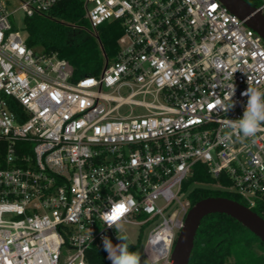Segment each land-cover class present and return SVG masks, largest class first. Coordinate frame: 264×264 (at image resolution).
I'll list each match as a JSON object with an SVG mask.
<instances>
[{"label":"built area","instance_id":"2783aa9c","mask_svg":"<svg viewBox=\"0 0 264 264\" xmlns=\"http://www.w3.org/2000/svg\"><path fill=\"white\" fill-rule=\"evenodd\" d=\"M16 1L29 19L63 0ZM82 1L94 38L111 21L123 33L98 76L73 81L0 0V264H89L119 205L122 225L150 230L151 264H172L195 188L264 208V130L241 142L225 126L264 90V39L219 0ZM198 164L215 182L185 187Z\"/></svg>","mask_w":264,"mask_h":264},{"label":"trees","instance_id":"16d2710c","mask_svg":"<svg viewBox=\"0 0 264 264\" xmlns=\"http://www.w3.org/2000/svg\"><path fill=\"white\" fill-rule=\"evenodd\" d=\"M255 0L253 6L260 7ZM88 25L82 0H63L54 7L49 17L27 19V45L39 48L46 54L57 53L66 60L73 72V81L87 76H98L105 64V57L113 60L118 52V40L123 33L118 21L99 26V40L92 35L76 43L67 42L70 28ZM207 184L215 179L198 164L185 187L192 183ZM209 197H225L243 204L233 194L197 187L190 198L193 206ZM264 219V208L254 209ZM130 251L131 249L129 247ZM89 264H111L104 250H90ZM189 264H264V244L235 219L224 214H212L203 219L198 229Z\"/></svg>","mask_w":264,"mask_h":264},{"label":"water","instance_id":"95a60500","mask_svg":"<svg viewBox=\"0 0 264 264\" xmlns=\"http://www.w3.org/2000/svg\"><path fill=\"white\" fill-rule=\"evenodd\" d=\"M219 1L264 39L263 10L246 0ZM212 214H224L235 219L264 244V219L261 216L235 200L209 197L196 203L188 212L184 228L180 231L171 254L172 264H189L200 224Z\"/></svg>","mask_w":264,"mask_h":264},{"label":"clouds","instance_id":"9594fccd","mask_svg":"<svg viewBox=\"0 0 264 264\" xmlns=\"http://www.w3.org/2000/svg\"><path fill=\"white\" fill-rule=\"evenodd\" d=\"M234 92L235 89L232 86L231 97ZM242 95L248 97L242 117L236 120L226 119L225 126L228 129V137L235 135L239 141L244 142L254 139L258 132L264 130V90L249 86ZM233 107L234 104L231 100L222 109L227 112ZM124 212L125 209H120L117 206L114 211L106 212L101 216L105 226L115 228L117 239L120 241L118 244H113L109 237L103 236V248L107 252L111 264H140V254L129 250L128 236L123 234L121 217ZM87 238H92L91 229L87 232L85 239Z\"/></svg>","mask_w":264,"mask_h":264},{"label":"rangeland","instance_id":"374dc122","mask_svg":"<svg viewBox=\"0 0 264 264\" xmlns=\"http://www.w3.org/2000/svg\"><path fill=\"white\" fill-rule=\"evenodd\" d=\"M257 4L259 6H262L264 4V0H258ZM19 8V2L16 0H12V6L10 10L13 12V15L10 18V21L14 28L22 33L24 37L28 38V31H27V19L25 14L18 10ZM264 14V9H263ZM99 33V32H98ZM90 36V26L89 24L82 28H70L68 34H67V42L68 43H76L80 40L85 39L87 36ZM99 40V39H97ZM106 91V90H105ZM124 96H127L129 94L128 91H123L122 93ZM137 99H143L142 97H138ZM147 101H150V98L147 99ZM122 113L128 114L130 112V108H124ZM144 112L141 108H135L134 114L140 115ZM192 188V187H191ZM123 228V234H127L128 236V244L129 247H136L138 248V253L141 256V262L140 264H151L149 259L145 255V248L147 245V239L149 231L148 229H142L139 226L132 225V224H124L122 225ZM113 244H118L120 241L116 238L115 241L112 242ZM107 253V252H106Z\"/></svg>","mask_w":264,"mask_h":264},{"label":"flooded vegetation","instance_id":"af4514ba","mask_svg":"<svg viewBox=\"0 0 264 264\" xmlns=\"http://www.w3.org/2000/svg\"><path fill=\"white\" fill-rule=\"evenodd\" d=\"M248 3H250L251 5L254 4L255 0H246Z\"/></svg>","mask_w":264,"mask_h":264},{"label":"snow or ice","instance_id":"6c2138e0","mask_svg":"<svg viewBox=\"0 0 264 264\" xmlns=\"http://www.w3.org/2000/svg\"><path fill=\"white\" fill-rule=\"evenodd\" d=\"M120 209H125V206L124 205H119L118 206Z\"/></svg>","mask_w":264,"mask_h":264}]
</instances>
